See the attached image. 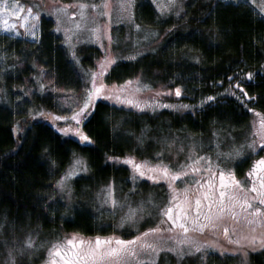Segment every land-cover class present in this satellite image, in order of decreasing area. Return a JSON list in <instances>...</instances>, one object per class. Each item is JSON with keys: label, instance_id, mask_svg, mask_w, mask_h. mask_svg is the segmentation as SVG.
<instances>
[{"label": "trees", "instance_id": "1", "mask_svg": "<svg viewBox=\"0 0 264 264\" xmlns=\"http://www.w3.org/2000/svg\"><path fill=\"white\" fill-rule=\"evenodd\" d=\"M136 1L140 22L158 31L155 39L152 38L155 47L140 58L116 63L107 80L121 82L142 73L154 82L168 85L173 92L180 88L181 95L176 97L191 109L181 113L172 110L138 113L100 100L82 125L84 135L90 140L78 141L35 118L40 109L58 110L55 94L36 90L33 96L23 95L19 102L3 99L0 102V242H10L13 235L24 237L38 232H77L85 236L106 232L95 221L90 207L65 212L51 198L54 180L74 156L87 162L88 172L74 179L73 199L83 204L85 200L83 196L79 198L80 193L90 194L106 183L129 180L128 169L110 158L134 151L141 157H149L153 150L149 140L155 135L171 137L174 131H183L198 136L215 126L240 128L250 121L251 109L264 113V19L243 4H224L219 0H195L205 6L195 8L188 19H158L152 2ZM179 1L183 5V1L186 4L191 0ZM219 8L227 10L225 16L215 17ZM39 23L38 42L8 40L0 35V44L50 72L54 87L84 94L83 87L87 84L55 34L52 19L43 16ZM31 71L33 66L29 64L16 77L7 78V95ZM248 73L253 76L249 78ZM238 82L242 89L236 87ZM244 92L248 95L244 96ZM17 93L22 94L19 90ZM128 184L127 181L123 191ZM5 259L7 256L0 247V262ZM198 259H184L181 264H264V248L249 251L246 258L218 253L204 261Z\"/></svg>", "mask_w": 264, "mask_h": 264}, {"label": "rangeland", "instance_id": "2", "mask_svg": "<svg viewBox=\"0 0 264 264\" xmlns=\"http://www.w3.org/2000/svg\"><path fill=\"white\" fill-rule=\"evenodd\" d=\"M147 1L154 4L158 19H164L167 17L177 20L181 17H183L182 19H188L192 16L195 8L198 6H205L201 1L196 2L195 0H191L186 4L183 1L182 5L180 1L177 0L175 7L165 9L161 12L158 5L167 3V0H146V2ZM219 1L224 4H243L247 6L255 16L264 19V0ZM18 2L24 7V11L21 12V17L8 16L0 13V35L6 36L8 40L22 39L26 43L33 44L38 42L40 38V17L46 16L47 18L52 19L54 23V32L60 37L61 45L65 48L69 59L80 72L83 83H85L87 74L90 71H99L98 61L104 60L105 57L109 59L114 58L113 65L109 67L110 71V69L119 61L140 58L146 51L153 50L156 44L152 41V38L155 39L158 31L155 28L146 26L140 22L135 11L136 0H18ZM105 2L107 3V7L103 6ZM4 3L5 0H0V6H3ZM6 3L8 6H11L13 0H6ZM80 3L88 5V7L83 9L84 15H81V9L78 7ZM93 4L98 5V7L93 8ZM29 7L32 8V12L27 11ZM62 7H66V12L57 13L56 10ZM200 11L201 9L199 12ZM226 11L225 8H219L215 17L225 16ZM177 12L180 14L177 15ZM36 13H39V16L38 18L33 19ZM72 13H76V15H72ZM24 16L29 17L26 23L21 21V18ZM57 16H59V20L57 19ZM215 17L214 21H216ZM4 20L16 23V28L14 30L4 29L2 26ZM33 24L36 25L35 36L26 33V29ZM77 24L80 25L79 28L76 27ZM136 25H139L140 27L137 28ZM57 28H59V31H57ZM65 30H67V32ZM93 30H97L95 35H93ZM97 36L99 37L98 40L96 38ZM108 36H111V42H109ZM145 37H147V39H145ZM1 41L2 39L0 38V42ZM29 64L33 66V71H31L33 73L25 75L23 79L18 81L19 83L17 86H13V88L11 87L13 90L12 94L7 95L9 89L5 85L6 79L16 77L19 74L20 69ZM107 74L108 72L105 73L103 77L97 78L98 84L102 82L107 85L104 94L94 98L93 104L80 114L79 123H77L76 120L72 119V115L74 112H78L79 108L83 106L82 102L84 94H82L81 91L64 92L62 89L54 87L50 72H46L42 66H35L31 60L22 57L16 51H11L7 49L5 45L0 44V102H2L3 99L19 102L23 99V95L33 96L36 90L42 92L47 90L56 95L58 110L50 112L40 109L36 113L35 118L46 121L64 136L74 138L78 141H82L80 139V134H84L82 127L83 123L92 113L96 102L100 100L138 113H157L161 110H172L181 113L191 109V107H182V105H187L186 102H183L179 97H176V94L171 87L160 82H154L142 73L121 82L108 81ZM138 77L141 84H147L150 85V87L144 88L142 91L135 93L136 97L139 98L142 103L157 100L160 104L165 105L164 107L137 109L131 105L117 103L115 99L109 98V93H112L113 95L118 94L113 92L112 86L123 85L127 80H132L133 85L128 88L126 94L134 93L136 87L135 82ZM90 86L91 80L88 78L87 86H84L83 90ZM18 90L21 91L22 94L17 93ZM157 93H160V95H157ZM9 96L14 98H8ZM167 105H174L175 107H167ZM59 117H67L68 119L62 120L58 119ZM257 119L258 117L255 112H253L247 125L241 126L240 128L233 127L230 129L227 127L215 126V128L210 130L213 133L209 131L211 134L208 132L207 134L196 136L187 134L183 131H174L171 137L170 135H163L162 137L155 135V137H152V140H149V145H152L151 147L153 148L149 157H141L139 153L134 151L121 157H115L117 159H111V161L115 162L117 165L128 169L129 180L122 179L118 183H106L99 186L97 189L92 190L90 194L87 191L80 193L79 198H82L83 196L85 200L83 204L81 202L78 203V200L73 199V196L75 195L74 179L79 175H85L88 170L77 171L76 175L68 178L67 186L63 191L57 186V181L69 171L76 159H81L84 162L82 167L87 169L86 160L79 156H74L61 175L54 180L50 191L51 198L53 201H56V206L61 207L65 212L69 211V209L79 210L78 207H90L92 209L91 214L95 221L99 222L100 226H103L106 230L104 234L97 235H114L124 239H131L133 236L144 232L148 228L156 227L160 221V217L157 215L158 209L147 203L149 195L151 194L152 200L157 205L163 207L168 203V197L171 190L168 188L167 181L154 183L147 177L138 178L133 181L131 166L122 163L121 161L126 157L135 156L138 160L148 158L153 163H156L155 154L161 152V159L165 162H181L185 161L189 148L194 143L196 145V154L210 156L213 165L219 163L220 168L225 171L231 169L235 172L238 179L244 180L246 178V173L252 166V162L260 156H264V145L259 146L256 153L251 155H249V153H251L252 150L247 147V142L253 139V137L249 135V133L252 132V122ZM69 128L73 130L78 128L80 131L79 133L76 131H60V129ZM217 133L219 134L218 136ZM218 140L221 141L219 149L221 152L234 153L235 149L240 148L247 158L225 159L220 157L218 159L216 147ZM181 148L184 149L183 152L180 151ZM197 178H199V176H197ZM127 181L129 182L127 186L128 188L123 191L122 188L124 185H127ZM185 183H192V181H177L175 187L177 189H183ZM109 184L112 185L114 198L121 202L123 207L117 206L113 210L112 205L103 202L104 192ZM193 195H195V193H193ZM141 201L145 202L144 211L137 213L136 222H125L123 226H121L122 217L128 213L129 206L137 208ZM149 213H151L150 217L148 215ZM141 216L143 219H140ZM160 226L164 229L163 231L149 234L147 237L148 242L154 243L161 249V251L154 256L156 264H181V261L184 259L193 261L196 258L204 261L208 256L214 257V255L218 253L233 255L240 254L246 258L249 251L263 249L258 243L249 246L247 241L253 236L259 237L264 235V227L249 226L243 219L237 222L229 216L226 217L215 229L206 227L203 232L198 230L190 231L187 234L188 237L195 243L203 244L204 247L199 252L189 253V245H179L178 247L185 252V256L183 258H178L177 254L171 252L169 249L177 247V241L182 239L184 234L179 229L172 232L167 231V228L170 225ZM224 227L229 228V235L231 236L232 241L235 239H241L240 245L233 243L224 235ZM253 227H255V231H253ZM233 228H235V231H233ZM73 233L77 232H38L37 234H32V236L28 233L24 237H22V235L18 236V234L13 235L10 242L5 243V240L0 242L1 250L4 251L7 256V259L3 260V263L0 262V264H6L9 249H12L16 264H44L47 256V248L50 242L62 238L65 235L70 236ZM77 234L85 238L97 236H85L80 233ZM29 237L33 239L34 244L37 245V247L33 249H25L21 254L19 249L24 247L25 241ZM205 242H214L216 246L209 247ZM40 245L43 246L41 247ZM141 259H144V257L142 256ZM146 264H149V262L146 261Z\"/></svg>", "mask_w": 264, "mask_h": 264}, {"label": "snow or ice", "instance_id": "3", "mask_svg": "<svg viewBox=\"0 0 264 264\" xmlns=\"http://www.w3.org/2000/svg\"><path fill=\"white\" fill-rule=\"evenodd\" d=\"M177 0H167V3L158 5L160 11L175 7ZM107 7V3L103 5ZM38 7V5H37ZM78 7L81 9V15H84L83 9L88 5L80 3ZM93 8L98 5L93 4ZM123 7V5H122ZM24 11L22 4L18 0H13L11 6L5 3L0 6V13L8 16L21 17V12ZM28 12H32V8L27 9ZM59 12H66V7H62L56 10ZM177 15L180 13L177 12ZM76 15V13H72ZM39 13H36L33 19L38 18ZM29 17L24 16L21 18L23 23H26ZM59 20V16H57ZM4 29L16 28V23L4 20L2 22ZM36 25L33 24L26 29V33L32 36L36 35ZM80 27L79 24L76 25ZM139 28V25H136ZM59 31V28H57ZM67 32V30H65ZM97 30H93L95 35ZM97 40L99 37H96ZM111 36H108L109 42H111ZM147 39V37H145ZM114 58L109 59L107 57L102 61H98L99 71H90L87 74L85 83L87 84L88 78L91 80V86L84 89L83 106L79 108L78 112H74L72 119L79 123L80 114L93 104L95 97L102 96L107 85L104 83H97L98 77H103L105 73L109 72V67L113 65ZM247 76L251 78L252 73H248ZM136 87L134 93L126 94L128 88L133 85L132 80H127L123 85H113V95L109 93V98L115 99L117 103H123L131 105L137 109H144L148 107H164L157 100L151 102H141L136 97L135 93L142 91L144 88H149L150 85L141 84L139 77L136 79ZM237 88L242 89V84L239 82L236 85ZM175 94L181 95L180 88H176ZM235 94V93H233ZM160 95V93H157ZM247 96V92L243 93ZM208 100L215 99L214 97H207ZM167 107H175L174 105H167ZM182 107H191L190 105H182ZM250 111L255 112L258 117L257 120L252 122V132L249 133L253 137L252 140L247 142V147L252 150L251 154H255L259 146L264 145V113L257 112L255 109ZM39 115V113H38ZM58 119L67 120V117H59ZM61 132L76 131L79 133V129H60ZM219 134L217 133V136ZM82 141H89L90 138L87 135L80 134ZM174 142V141H173ZM221 141H217V157H223L225 159H246L247 156L241 151L240 148L235 149L234 153H223L220 149ZM196 145L189 148L188 155L185 161L181 162H165L161 159V152L155 154L156 163H153L148 158L138 160L135 156L126 157L122 163L131 166L132 179L135 181L138 178L147 177L154 183L160 181H167L168 188L171 190L168 197V203L163 207L157 205L149 195L147 201L152 207L158 209L157 215L160 217L156 227L148 228L144 232L133 236L131 239H124L118 236H95L85 238L77 233H73L70 236L65 235L62 238H58L51 241L47 248V256L44 264H156L154 256L158 254L161 249L154 243H150L147 240L149 234L159 233L164 229L160 225H170L167 231L172 232L176 229L181 230L184 234L182 239L177 241V247L169 249L171 252L176 253L178 258H183L185 252L180 249L179 245H189V253L199 252L204 247L203 244L193 242L189 237L190 231L203 232L206 227L215 229L226 218L231 217L234 221H240L243 219L249 226L264 227V156H260L253 161L252 166L246 173L244 180L238 179L235 172L231 169L225 171L220 168V164L213 165L211 157L207 155H198L195 153ZM184 151L183 148L180 149ZM117 159V158H110ZM83 161L76 159L69 171L57 181V186L63 191L67 186L68 178L76 175L77 171H86L85 167H82ZM218 173V179H217ZM199 176V178H197ZM206 177V178H205ZM191 180L192 183H185L183 189H177L175 183L177 181ZM70 190V189H69ZM195 193V195H193ZM104 203L113 206V210L119 206L123 207V204L119 202L113 196L112 185L109 184L104 192ZM145 202L141 201L137 208L129 206L128 213L122 217L121 226L125 222H136L137 213L144 211ZM149 217L151 213L148 214ZM202 218V219H201ZM140 219H143L141 216ZM235 231V228H233ZM255 231V227H253ZM224 235L232 241L229 235V228H223ZM233 243L240 245L241 239H235ZM209 247H215L214 242H205ZM249 246L259 244L264 248V235L253 236L247 241ZM41 247L43 245H40ZM37 247L31 237L26 239L24 247L19 249L22 254L25 249H33ZM8 260L6 264H16L15 257L13 256L12 249H9ZM144 259H141V257Z\"/></svg>", "mask_w": 264, "mask_h": 264}, {"label": "flooded vegetation", "instance_id": "4", "mask_svg": "<svg viewBox=\"0 0 264 264\" xmlns=\"http://www.w3.org/2000/svg\"><path fill=\"white\" fill-rule=\"evenodd\" d=\"M253 163V162H252ZM202 219V218H201Z\"/></svg>", "mask_w": 264, "mask_h": 264}]
</instances>
